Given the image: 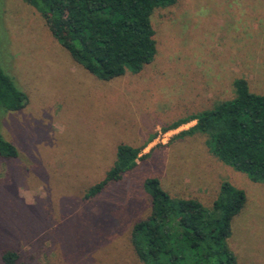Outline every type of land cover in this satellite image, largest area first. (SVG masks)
<instances>
[{"label": "rangeland", "instance_id": "374dc122", "mask_svg": "<svg viewBox=\"0 0 264 264\" xmlns=\"http://www.w3.org/2000/svg\"><path fill=\"white\" fill-rule=\"evenodd\" d=\"M150 19L153 60L101 80L29 1L0 0V67L26 95L21 109H0V133L18 151L0 157V234L16 264H141L130 233L150 211L148 177L206 208L222 181L243 190L227 243L238 264H264V183L213 156L202 133L178 135L195 121L164 129L232 98L236 78L264 94V0H177ZM121 143L146 156L84 199Z\"/></svg>", "mask_w": 264, "mask_h": 264}, {"label": "trees", "instance_id": "16d2710c", "mask_svg": "<svg viewBox=\"0 0 264 264\" xmlns=\"http://www.w3.org/2000/svg\"><path fill=\"white\" fill-rule=\"evenodd\" d=\"M45 19L46 25L71 57L101 80L139 72L156 53L151 14L177 0H27ZM234 96L212 109L176 121L171 130L190 121L184 133L206 136L209 152L221 162L264 183V94L249 90L244 78L233 81ZM26 104V95L0 67V109L15 111ZM144 146L118 144L115 159L105 176L85 191L90 199L111 181L136 165ZM17 148L0 133V157L16 158ZM150 211L134 222L130 242L141 264H238L227 239L234 216L246 196L228 181L219 185L212 206L196 198L173 197L156 177L144 181ZM0 234V261L16 264L18 251ZM3 244H2V243Z\"/></svg>", "mask_w": 264, "mask_h": 264}, {"label": "built area", "instance_id": "2783aa9c", "mask_svg": "<svg viewBox=\"0 0 264 264\" xmlns=\"http://www.w3.org/2000/svg\"><path fill=\"white\" fill-rule=\"evenodd\" d=\"M164 134H168L167 132H165Z\"/></svg>", "mask_w": 264, "mask_h": 264}]
</instances>
